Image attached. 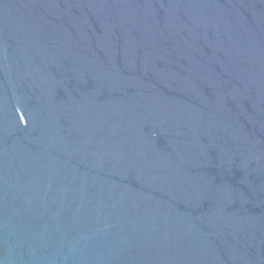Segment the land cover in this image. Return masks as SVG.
Returning <instances> with one entry per match:
<instances>
[{"label":"water","instance_id":"95a60500","mask_svg":"<svg viewBox=\"0 0 264 264\" xmlns=\"http://www.w3.org/2000/svg\"><path fill=\"white\" fill-rule=\"evenodd\" d=\"M0 264H264V0H0Z\"/></svg>","mask_w":264,"mask_h":264}]
</instances>
